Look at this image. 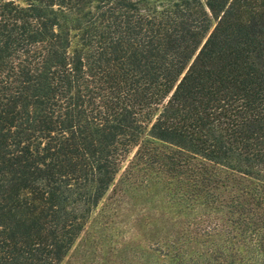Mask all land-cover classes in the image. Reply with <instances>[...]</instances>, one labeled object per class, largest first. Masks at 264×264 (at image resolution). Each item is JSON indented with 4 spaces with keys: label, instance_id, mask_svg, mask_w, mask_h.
Instances as JSON below:
<instances>
[{
    "label": "trees",
    "instance_id": "obj_1",
    "mask_svg": "<svg viewBox=\"0 0 264 264\" xmlns=\"http://www.w3.org/2000/svg\"><path fill=\"white\" fill-rule=\"evenodd\" d=\"M134 147L196 210L168 264H264V0H0V264H59Z\"/></svg>",
    "mask_w": 264,
    "mask_h": 264
},
{
    "label": "rangeland",
    "instance_id": "obj_2",
    "mask_svg": "<svg viewBox=\"0 0 264 264\" xmlns=\"http://www.w3.org/2000/svg\"><path fill=\"white\" fill-rule=\"evenodd\" d=\"M145 139L144 132L140 140ZM135 151L59 264H168L164 244L185 238L196 210L189 208L182 185L149 167L144 156L134 157Z\"/></svg>",
    "mask_w": 264,
    "mask_h": 264
}]
</instances>
